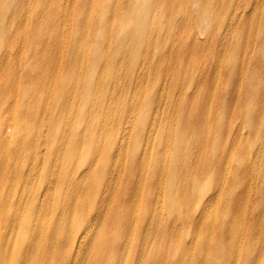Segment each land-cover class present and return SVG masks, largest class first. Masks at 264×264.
<instances>
[{"label": "bare ground", "instance_id": "bare-ground-1", "mask_svg": "<svg viewBox=\"0 0 264 264\" xmlns=\"http://www.w3.org/2000/svg\"><path fill=\"white\" fill-rule=\"evenodd\" d=\"M9 1L0 6V19L2 13L13 17L9 9L14 0ZM64 2L68 5L66 0L57 1L51 13L54 23L70 16L61 19ZM75 3L76 17L87 23L90 31L93 25L96 28L87 0ZM33 4L35 1L30 0L26 14L21 15L26 18L21 36L26 48H15V36L6 26L9 49L0 50V264H140L145 255L148 264H205L225 220L223 197L239 169L245 181L232 198L231 215L239 199L244 201L242 194L250 196L244 211L225 223L223 236L225 233L231 252L236 249L233 243L245 235L256 256V244L264 242V206L250 208L249 201L256 194L251 193L260 187L264 202V174L251 172L247 161L248 153L254 155L252 148L244 152L236 144L229 146L228 139L220 145L222 154H217L220 161L213 171L217 180L211 184L212 190H219L216 196H210L212 192L205 197L195 195L203 177L194 162H190L188 171L194 166L193 171L184 184L181 172L186 168L175 164L181 155L170 165L161 153L154 156L149 168L141 169L138 158L129 163L124 157L126 137L139 106L155 107L156 120L168 103L155 105L157 91L128 102L134 74L130 76L120 62L108 57L104 46L111 41H101L97 49L90 40L85 43L84 35L78 36L79 27L70 34L61 32L52 41L31 34L28 22ZM239 13L237 6L231 18ZM130 21L128 17L119 19L125 25ZM27 48L31 54L24 53ZM152 70L155 73V65ZM149 78L146 71L135 73L134 94ZM252 82L261 87L260 78ZM49 100L58 102L54 107ZM260 116H264V109ZM188 121L187 117L179 118L178 136ZM201 123L197 130L211 135L210 126ZM260 123L251 129L258 132ZM262 152L260 147L259 156ZM244 154L247 161L241 157L236 164L238 155ZM258 161L257 165L264 167V158ZM110 163L113 168H108ZM204 204L209 206L207 213H202ZM166 205L169 212L186 205L192 225L197 220L198 229L194 227L191 241L180 236L176 252L172 240L176 239V228L184 224L173 215L170 220L166 217ZM210 220L216 222L208 229Z\"/></svg>", "mask_w": 264, "mask_h": 264}, {"label": "rangeland", "instance_id": "rangeland-1", "mask_svg": "<svg viewBox=\"0 0 264 264\" xmlns=\"http://www.w3.org/2000/svg\"><path fill=\"white\" fill-rule=\"evenodd\" d=\"M0 1V6L10 3L9 0ZM34 1L35 4L30 6L31 20L28 22L31 34L52 41L61 32L63 35L70 34L74 27H79L78 36L84 35L85 43L90 40L97 49L101 41H111V44H105L104 50L111 60L120 62L127 74L132 76L140 71L150 74L149 81L141 85L137 94H134L136 79L133 75L128 102L129 99H142L149 91L152 94L157 91L155 105L160 101L168 103V107L160 112L156 120L153 119L155 107L146 109L139 106L140 111L132 117L126 137L124 157L129 163L136 162L138 158L137 163L142 166L141 169L149 168L154 156L161 153L167 157L166 165H170L177 155H181L175 164L186 168L181 172L184 184L188 183L186 176L192 174L195 166L196 171L202 169L203 177L202 185L195 195L205 197L212 192L210 196H216L219 190H212L211 186L217 180V174L213 172L214 164L220 161V145L228 139L229 146L236 144L244 152L252 148L254 154L251 157L248 153L250 161H247V154L238 155L236 164L243 157L251 172L264 174L263 164L257 165L260 162L258 159L264 158V152L261 156L258 154L260 147L264 148V122H261L264 116H260L264 109V0H87L88 12L92 13L96 25V28L92 26L91 31L87 23L76 17L75 0H66L68 5L64 2L60 7L65 11L61 19L67 18L69 13L70 16L55 23L51 13L63 0H57L58 3L56 0ZM29 2L14 0L9 9L12 18L1 14L0 50L9 49L4 31L6 26L10 28L11 35L15 36V48H26L21 38L26 28V18L22 19L21 15L26 14ZM237 6H240V13L232 19L231 13ZM121 17L131 19L129 25L119 23ZM54 28L59 31H54ZM31 52L28 48L24 50L25 54ZM152 65L156 66L155 73ZM32 73L40 74L37 70ZM257 77L261 80V87L252 82ZM49 102L55 107L58 101ZM73 102L78 106L77 100ZM184 117L189 118V121L182 130L184 133L178 136L179 118ZM250 120L252 122L249 123ZM201 121L210 126L211 135L197 130L203 126ZM256 122H261L258 132L251 129ZM155 130L158 135L157 131L154 133ZM200 146L203 154L200 153ZM190 162H194V166L188 171ZM113 166L110 163L108 168ZM242 171L239 169L233 173L234 183L223 197L222 212L225 220L218 242L205 264H264V249L261 250L264 242L256 244L254 256L251 253L252 244L245 235L237 243L231 242L236 244V249L231 252L225 233L223 236L225 223L244 211L250 196L242 194L241 197L239 194L244 201L240 203L239 199L231 215L232 198L245 181ZM253 193L256 194L249 201L250 208L264 206L260 187ZM184 199L188 200L187 196ZM172 211L169 212L166 205V217L170 220V215H173V218L184 224L178 230L176 228V239L172 240V250L176 252L180 249L178 238L184 236V240L190 242L198 225L197 220L194 219L192 225V220L188 219L186 205L174 207ZM208 211V204H204L202 213ZM216 220L208 221L207 228L210 229ZM140 264H148L147 255L140 258Z\"/></svg>", "mask_w": 264, "mask_h": 264}, {"label": "clouds", "instance_id": "clouds-1", "mask_svg": "<svg viewBox=\"0 0 264 264\" xmlns=\"http://www.w3.org/2000/svg\"><path fill=\"white\" fill-rule=\"evenodd\" d=\"M210 26H211V25L209 24L208 27L210 28Z\"/></svg>", "mask_w": 264, "mask_h": 264}]
</instances>
